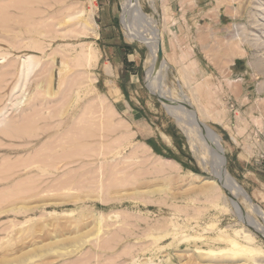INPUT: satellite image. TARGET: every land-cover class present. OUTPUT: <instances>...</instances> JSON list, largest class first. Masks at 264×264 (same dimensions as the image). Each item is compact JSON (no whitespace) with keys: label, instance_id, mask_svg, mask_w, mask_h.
Wrapping results in <instances>:
<instances>
[{"label":"rangeland","instance_id":"1","mask_svg":"<svg viewBox=\"0 0 264 264\" xmlns=\"http://www.w3.org/2000/svg\"><path fill=\"white\" fill-rule=\"evenodd\" d=\"M124 2L0 0V264H264V219L205 180L209 155L177 114L202 117L220 163L264 210V0H136L133 18ZM140 16L159 28V73L155 27L145 33ZM120 44L134 49V76ZM28 55L31 100L17 106ZM238 230L260 254L222 251L229 237L246 243Z\"/></svg>","mask_w":264,"mask_h":264},{"label":"bare ground","instance_id":"2","mask_svg":"<svg viewBox=\"0 0 264 264\" xmlns=\"http://www.w3.org/2000/svg\"><path fill=\"white\" fill-rule=\"evenodd\" d=\"M135 1L136 0H125V2H124V10H125L126 14L131 18H133V16L137 14V13L136 14L133 13V9L135 8L134 5H137V4H134ZM66 13H68V12H66ZM138 14H140V12H138ZM75 17L76 16H74L73 13H68L64 17V20H65L64 22L66 23L72 19H75ZM136 20L141 24L142 29L145 33L151 32V29H153L155 27L154 34L156 35V37L153 34V36H154L153 40L154 41H153V45L151 48L152 49L151 55L148 57V61L151 63V65L153 66L155 71L159 73L165 67L164 58L162 56L158 57V45H159V43L162 42L159 28L156 26V24L151 19H148V18L141 19V16H140V17L136 18ZM79 22L81 24L82 30L87 27L86 23L83 22V19L82 20L80 19ZM76 25H79V24H76ZM66 28H64V29H66ZM68 29H70V28H68ZM70 30L72 31V29H70ZM73 31H75V29ZM93 53L94 52H93L92 48H89L87 52H84L82 54V56L80 57V60L83 62L84 58L92 57ZM33 56L34 55H28V56H25L22 58V64H21L20 71H19L20 77H19V80H18L16 86L13 88V95H17V93L22 92L20 98L17 101L15 100L17 106H23L25 104V102H27L28 99H30V98H27V91L25 90V88H26L25 86H27L26 85L27 80L33 74V72L35 71V69L38 66V63L35 61V58ZM77 59H79V58L77 57ZM77 59H76V61H77ZM5 61H7V55H3L0 58V62H5ZM59 78H60V76H59ZM59 84H60V81H59ZM36 85H38V84H36ZM159 86L157 85L158 89H160V87H161V86L160 87ZM38 89H40V88H38ZM35 93L36 92H34V94ZM169 95H170V93L167 94L168 97H170ZM31 96L35 97L33 94ZM169 102H170V100H169ZM185 109H187V108H185ZM7 113H8V110H6L4 108L2 110H0V131H2L1 129L7 125L6 124L7 123V117H8ZM177 114H178L179 125L181 126L182 130L187 135V137L189 138L188 139L189 142L191 144H195V142H196L195 140L199 141L200 142L199 146L203 149L201 151V153L204 155L206 153H208V155H209V161H211V167H212V176L211 177L210 176L205 177V180H207L208 182H211V183H215L216 181H220L222 186L224 187L225 191L227 193H229V196L235 197V198H236V196L242 197L244 199V201H246V203L250 205V208L254 212H256L257 214H259L261 216V218L264 219V210L259 205L252 202L251 198L248 196V194L242 188V186L235 180L234 177L231 176V174L228 172V170L220 163L219 157H218L219 154H218V150H217V145L213 139L212 134L208 131V129L206 128L204 123H202V120H201L202 117H199L196 114V112L191 110L190 108L186 111L177 109ZM9 129H12V128L9 126ZM16 129L17 128H15V130ZM15 130H11V131H15ZM4 131H6V130H4ZM6 132H8V130ZM195 146H198V145H195ZM202 157H205V156H202ZM205 159H207V154H206ZM193 175L197 176V177H201V175L196 174V173H193ZM237 207H238V205H237ZM249 224L251 226H255L254 223H252L250 221H249ZM236 233L238 236H241L242 238H244L246 243L242 244L237 237H229L228 242L230 243V247H228L227 249H222V251H224L231 258L255 257L261 253V248L254 245V243L256 241L255 233L248 231V230H244V231L238 230ZM256 233H259L262 237H264V230L256 229ZM198 238H200V236ZM212 252H214V250L207 251L206 253L203 251V253H205V254H210ZM254 264H258V263L255 261Z\"/></svg>","mask_w":264,"mask_h":264},{"label":"crops","instance_id":"3","mask_svg":"<svg viewBox=\"0 0 264 264\" xmlns=\"http://www.w3.org/2000/svg\"><path fill=\"white\" fill-rule=\"evenodd\" d=\"M118 49L120 50V54L122 55L121 66L124 68L125 73L129 74L130 76L136 75L139 72V66L135 62L136 60L134 58H131V56H135L133 47L129 44H120L118 46ZM126 105L128 106L129 110L133 111L132 105L129 101H126ZM134 112L136 113V115L140 114V111L138 110L134 109Z\"/></svg>","mask_w":264,"mask_h":264},{"label":"water","instance_id":"4","mask_svg":"<svg viewBox=\"0 0 264 264\" xmlns=\"http://www.w3.org/2000/svg\"><path fill=\"white\" fill-rule=\"evenodd\" d=\"M162 53H163V47H162V42L161 43H159V45H158V57L160 56H162ZM161 99V98H160Z\"/></svg>","mask_w":264,"mask_h":264}]
</instances>
